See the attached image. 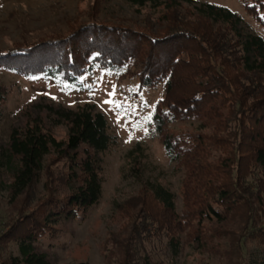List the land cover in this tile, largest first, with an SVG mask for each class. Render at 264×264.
<instances>
[{
  "label": "trees",
  "instance_id": "trees-1",
  "mask_svg": "<svg viewBox=\"0 0 264 264\" xmlns=\"http://www.w3.org/2000/svg\"><path fill=\"white\" fill-rule=\"evenodd\" d=\"M99 1L88 20L72 22L67 33L0 51V70L59 78L68 85L102 70L135 77L140 90L163 86L151 126L169 161L183 174L184 212L176 214L175 196L165 187L145 183L136 198L118 208L127 223L122 234L110 239L120 256L117 264H152L139 256V245L151 238H166L175 254L185 241L195 250L210 251L222 232L204 230L203 224L217 226L236 216L245 221L244 241L256 244L254 261L264 264L263 39L245 33L236 13L212 4L194 6L192 14L174 12L172 18L171 11L180 5L166 0L165 7L174 9L167 8L165 27L152 32L98 21ZM130 1L161 7L158 0ZM240 2L264 26V0ZM7 94L0 86V119ZM46 114L55 125L67 127L65 140L57 141L34 125L22 133L12 131L8 148L0 152V171L10 177L11 205L0 250L14 244L18 252L0 255V264H50L35 244L56 240L59 223L82 218L100 198V156L116 143L106 118L89 104L75 110L47 105ZM194 120L200 122L196 132L173 128ZM52 153L58 171L47 168L45 173V158ZM42 174L44 194L35 199Z\"/></svg>",
  "mask_w": 264,
  "mask_h": 264
},
{
  "label": "rangeland",
  "instance_id": "rangeland-1",
  "mask_svg": "<svg viewBox=\"0 0 264 264\" xmlns=\"http://www.w3.org/2000/svg\"><path fill=\"white\" fill-rule=\"evenodd\" d=\"M158 1L161 7L153 3L138 7L130 0H100L97 20L160 32L168 21L167 8L174 9V6L165 7L166 0ZM94 3L95 0H0V51L67 33L72 22L88 20L87 14ZM177 3L180 8L171 11L172 18L175 13L177 16L192 14L194 6L212 4L236 13L241 29L264 41V26L245 13L240 0H177ZM0 86L8 90L1 111L0 152L8 148L12 131L22 133L34 125L57 141L65 140L67 127L55 125L54 119L46 114L47 105L70 110L92 105L104 115L108 133L116 139L115 145L100 156L98 203L82 218L59 223L56 240L45 239L35 244L50 264H117L120 256L110 239L122 234L127 223V219L120 218L118 208L136 198L145 183H157L170 191L175 196L176 214H183V174L169 161L151 126L153 110L163 95L162 85L154 90H140L135 77L120 78L102 70L82 76L76 85L63 83L59 78L21 77L0 70ZM199 127L200 122L194 120L173 128L196 132ZM53 157L52 153L45 158V173L47 168L58 171L59 167L51 163ZM43 174L34 189L35 199L44 194L46 177ZM9 182L8 173L0 171V235L8 229L11 218ZM244 223L243 217L236 216L217 226L203 224L204 230L222 232V237L207 252L195 250L185 241L175 254L162 237L144 239L139 245V256H147L152 264H258L254 261L255 242L242 238ZM193 225L196 227V223ZM0 255L2 258L17 256V247L10 244L5 251L0 250Z\"/></svg>",
  "mask_w": 264,
  "mask_h": 264
},
{
  "label": "snow or ice",
  "instance_id": "snow-or-ice-1",
  "mask_svg": "<svg viewBox=\"0 0 264 264\" xmlns=\"http://www.w3.org/2000/svg\"><path fill=\"white\" fill-rule=\"evenodd\" d=\"M107 102V101H106Z\"/></svg>",
  "mask_w": 264,
  "mask_h": 264
}]
</instances>
